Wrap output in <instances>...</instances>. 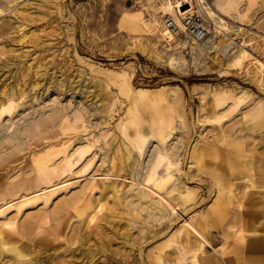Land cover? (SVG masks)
I'll return each instance as SVG.
<instances>
[{
    "label": "rangeland",
    "instance_id": "1",
    "mask_svg": "<svg viewBox=\"0 0 264 264\" xmlns=\"http://www.w3.org/2000/svg\"><path fill=\"white\" fill-rule=\"evenodd\" d=\"M163 2L0 0V264H264V0H188L173 40ZM170 161L190 198L129 215Z\"/></svg>",
    "mask_w": 264,
    "mask_h": 264
},
{
    "label": "bare ground",
    "instance_id": "2",
    "mask_svg": "<svg viewBox=\"0 0 264 264\" xmlns=\"http://www.w3.org/2000/svg\"><path fill=\"white\" fill-rule=\"evenodd\" d=\"M170 1V2H169ZM169 1H167L166 0V2H163L162 4H160V6H159V8H160V10H161V12H163V14L164 15H168V14H171L173 17H174V19L176 20H174L175 21V24H176V27L174 28V30L173 29H169V30H167V31H165L164 33H163V35L168 39V40H173L174 38H175V36H174V34L172 33L173 31H175L176 29H177V27H180L182 30H184V31H187L188 29H189V27L188 26H186L185 25V23H184V18L186 19V14L188 13L187 11L188 10H186V11H184L182 8L183 7H185V5H184V3L186 2V3H188V0H186L185 2H183L182 0L181 1H178L177 2V6L175 5H173V3H172V1L173 0H169ZM186 6H188V4H186ZM177 7V11H178V14L176 13V11H175V8ZM179 7V8H178ZM187 12V13H186ZM181 16V18H180V16ZM183 18V19H182ZM166 19L164 18V21H165ZM168 29V28H167ZM166 30V29H165ZM190 30H192V29H190ZM203 31H204V29H201V28H199V27H196V28H194V31L191 33L190 32V34L194 37V38H196V39H199L202 35H203ZM34 88V87H33ZM139 89H141V88H139ZM14 93V92H13ZM10 94H8V96H9ZM14 94H12V96H13ZM7 96V95H6ZM56 97V96H55ZM7 98H9V97H7ZM56 101V100H55ZM22 105V104H21ZM70 106V105H69ZM85 109V108H84ZM82 110V109H81ZM86 114V113H85ZM100 123V122H99ZM59 139V138H58ZM62 141V140H61ZM165 148H166V151H165ZM165 148H163L164 149V151H163V149L161 150V158L162 159H165L166 157H172V156H174V154L176 153V151L174 150V148L172 147V148H170V147H165ZM38 150V149H37ZM41 150V149H40ZM44 155H46V154H44ZM198 155V154H197ZM204 156V155H203ZM126 157V156H125ZM130 157L128 156L127 157V159H129ZM160 158V159H161ZM50 160V156H48V155H46V156H44V157H42V158H38V161L40 162V163H42V165H41V167H40V163H39V167H40V169L42 170V171H44V175L45 176H48L49 175V173H50V165H47L46 163L48 162ZM130 162V161H129ZM130 164V163H129ZM133 164H134V162H133ZM172 165H173V162H168V165H167V173L166 174H164V175H161L159 178L157 177V178H154L153 180H152V184L150 185L149 183H148V181H146V186L148 187V188H150V190L153 192V193H155V194H158L160 197L159 198H155V199H153V198H151L152 200L149 202V200L148 199H150V198H147V195H146V190L145 191H143L142 193L140 192V194L138 195V201L140 200V199H145L146 200V203L145 204H143V203H140V202H138V201H136V202H138V203H136L135 202V200L133 199L134 197H135V195H134V197L132 198L134 201H131L132 199H130V205L132 206H127L128 208H131L130 210H131V212H129L128 211V209H127V213L129 214V215H132V208H133V210L134 209H136V210H139V209H141V210H143V211H145V215L147 216V222H153V219H158V218H160V217H164L165 215H167V214H169L170 215V211H171V213H173L174 211L176 212V210H177V206H179V204H182L183 202H185L187 199H189L190 198V195H191V191H189V190H187V189H185L184 188V184L182 183V182H180V180L179 181H177V180H175V181H173L172 182V180H173V178H174V174L171 172V167H172ZM133 166V165H132ZM118 172H120V171H122V169H121V167H119L118 168V170H117ZM141 171V170H140ZM128 175V174H127ZM130 175V174H129ZM128 175V176H129ZM135 178V177H134ZM136 179V178H135ZM134 181V180H133ZM139 181V180H138ZM177 181V182H176ZM143 182V181H142ZM114 183V182H113ZM134 183V182H133ZM168 183H169V185H168ZM171 183V184H170ZM119 184V183H118ZM226 184H228V182H226V183H224V184H222V185H226ZM65 185V184H64ZM116 185V184H115ZM168 185V186H167ZM53 186V185H52ZM133 186V185H132ZM167 186V188H165ZM117 187V186H116ZM114 185H112V187H111V189H112V191L114 192V193H117V192H120L119 190L120 189H117ZM47 188H50V186H47V187H44V188H42L41 189V191H39V193H36V194H34V195H39V194H41V193H47L49 190H51V189H53V188H51V189H47ZM57 188V187H56ZM166 189V191H164V194H163V189ZM37 192V191H36ZM122 192V191H121ZM173 192H176V193H174L173 194ZM194 192V191H193ZM132 194V193H131ZM109 195V194H108ZM118 196V195H117ZM121 196H122V193H121ZM22 197V196H21ZM131 197V196H130ZM119 198H120V196H119ZM27 199H29V198H27ZM126 201V200H125ZM124 201V202H125ZM147 201L150 203V204H148L147 203ZM164 202H166V206H167V208L169 209H167V208H163V207H160V205L159 206H157V204H162V203H164ZM6 204H8V203H6ZM6 204H4L3 206H0V216H1V214H4L3 212L5 211V209L6 208H8L9 207V205H6ZM99 204H100V202H99ZM11 205V204H10ZM126 205V204H125ZM163 205V204H162ZM225 205L226 204H224V203H222L219 207H221V209H220V212L221 213H224V210H225ZM101 206H103V205H101ZM218 208V207H217ZM226 211V210H225ZM174 212V213H175ZM216 213V212H215ZM134 214V213H133ZM213 214L214 213H212L211 214V216H209V220H211V217H213L212 219H214L215 217L213 216ZM135 218V217H134ZM8 219V218H7ZM136 220H137V218H136ZM134 221H135V219H134ZM136 222V221H135ZM138 223H140V222H138ZM146 226V225H145ZM142 226H140V228H141ZM143 228H145V227H143ZM143 228H141V229H143ZM196 230H198V229H196ZM141 232H142V230H141ZM144 232V231H143ZM199 233V232H198ZM127 235H129V233L127 234ZM126 235V236H127ZM188 243V242H187ZM189 248V247H188ZM204 250V249H203ZM19 251V250H18ZM18 255L19 256H22V254L21 253H18ZM193 259H194V262H193V264H210V260H209V258H208V256L200 249V250H196L195 252H194V254H193V256H191ZM192 264V263H191Z\"/></svg>",
    "mask_w": 264,
    "mask_h": 264
},
{
    "label": "built area",
    "instance_id": "3",
    "mask_svg": "<svg viewBox=\"0 0 264 264\" xmlns=\"http://www.w3.org/2000/svg\"><path fill=\"white\" fill-rule=\"evenodd\" d=\"M176 3H177V1H176ZM184 11H185V9H184ZM183 21H184L185 25L189 27V29H188L189 33L190 32L192 33L194 31V28H196V27L203 29L201 27V25H199L198 22L196 21V18H194L193 16L186 15V19L184 18ZM163 23H164V27H166L168 29L174 30V28L176 27L175 21L172 17H166V20ZM190 29H192V30H190ZM203 36H204V31H203V35L199 39H201Z\"/></svg>",
    "mask_w": 264,
    "mask_h": 264
}]
</instances>
